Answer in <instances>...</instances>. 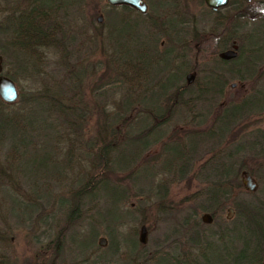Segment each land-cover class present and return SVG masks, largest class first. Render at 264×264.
Returning <instances> with one entry per match:
<instances>
[{
  "label": "rangeland",
  "instance_id": "374dc122",
  "mask_svg": "<svg viewBox=\"0 0 264 264\" xmlns=\"http://www.w3.org/2000/svg\"><path fill=\"white\" fill-rule=\"evenodd\" d=\"M73 1L51 4L48 15L58 12L50 23L57 24L58 28L62 21L67 22V27L73 23L76 33H71L72 38L56 37L59 47L45 50L47 57L41 71L30 75L31 62L28 68L24 62L26 50L12 45L25 43V36L16 37L13 31L11 0H0L3 73L12 77L21 94L18 101L3 108L8 116L19 113V125L0 127V262L153 264L161 256L156 264H171L169 259L183 262L186 252H193V242L182 226L183 216L203 199V178L208 173L213 175L211 169L217 166L219 153L223 157L232 154L236 167H243L236 178L243 190L234 192L226 207L215 216L210 212L201 213L200 217L205 213L212 217L210 223L203 222L206 234L228 220L229 207L233 208L235 216L236 206L253 198L244 187L242 170H247L257 185L256 200H264L257 191L261 185L258 175L264 172L258 164L264 154H260L264 152V109L243 113L222 133L212 126L219 111L227 105L240 103L254 94L264 100V5L258 0H232L234 8L223 10L224 15L216 19L199 0H144L148 6L144 15L109 6L106 0H93L91 6L86 7L87 14L92 16L90 20L83 11L74 15ZM26 7L20 5L17 12L24 14ZM255 12L259 13L254 15ZM121 17L135 23L133 27L123 28V32H133L127 44L131 43L136 51L142 49L150 60L160 61L157 70L161 72L154 70L149 84L152 90L140 92L141 96H137L140 100L153 96L151 92H155L153 98L162 100V91L155 86L166 83L171 72L179 73L177 82L172 84H186L187 96L196 95L199 88L207 86L213 59L218 58L220 51L231 47L217 49L223 36L218 29L225 25V31L235 38L232 41L241 49L242 57L238 62L224 65V69L221 67L222 96L211 98L199 92L201 100L191 103L186 119L184 115L175 114L164 126V132L167 135L182 128L208 131L212 127L215 134L222 135L220 142L225 141L227 145L222 147L220 142L212 141L189 150V157L195 158L196 173L193 175L192 170L186 168L190 174L177 178L161 168V145H152L141 152L131 167L114 169L109 174L108 186L124 188L125 199L114 204L99 187L77 203L74 195L96 165L92 159L98 147L99 114L103 110L112 115L136 96L128 92L125 85L112 84L116 80L112 61L120 65L123 58L113 56L111 59L115 52L109 30L112 24H120ZM181 18L191 22L183 25L178 34L180 40H187L185 48L177 44V35L170 27L172 19ZM222 20L225 23L221 25ZM127 35L125 33L124 38ZM176 54L180 55L178 60ZM180 60L183 65L179 69L186 68L184 73L173 67ZM226 68L232 69L234 74ZM188 73H195L191 84L186 81ZM46 88L61 99L66 112L58 114L54 109L36 108L27 103L32 93ZM171 90L169 86L167 92ZM138 107L144 108L142 104ZM70 108L74 114H70ZM75 117H79V122L74 129L69 121ZM124 141L125 138L120 140L117 149L124 146ZM207 158L214 159L202 166ZM40 161L43 166L38 165ZM145 166L149 167L147 176L142 174ZM100 171L95 168L93 175ZM157 187L162 188L160 191L163 190L166 197L154 195ZM69 213L78 215L77 222L67 218ZM143 225L146 234L145 242L141 243L139 234ZM100 237L106 239L103 247L98 244ZM57 241L58 249L54 248Z\"/></svg>",
  "mask_w": 264,
  "mask_h": 264
},
{
  "label": "trees",
  "instance_id": "16d2710c",
  "mask_svg": "<svg viewBox=\"0 0 264 264\" xmlns=\"http://www.w3.org/2000/svg\"><path fill=\"white\" fill-rule=\"evenodd\" d=\"M199 1L205 6L203 0ZM121 8L135 12L133 7L130 6L124 5ZM230 8H234L233 3L229 4L228 8L225 10ZM147 12L148 10L144 14ZM210 12L215 14L217 17L216 19H219V17L223 15L222 10L217 12H212L210 10ZM54 18L55 16L49 15V22H54ZM174 20H171L170 27L177 35V44L180 43L185 48L187 40H180L178 34L182 31L181 27L183 25L188 26L191 22L187 18H181L177 21ZM223 20L221 25L225 23ZM119 23V25L112 24L111 30H109V39L112 40L115 52H113L114 54L111 56V59L113 56L117 59L123 58L120 61V65L116 63V60L112 61L115 65L114 73L116 74V80H114L112 84L125 85V89L128 90V92L134 93L133 95L136 96H134V101L128 100L124 103L125 107L123 105L121 109L112 112V115H109V112L103 110L101 114H99V124L97 126L96 135L98 147L95 149L92 161L93 163L96 162L94 169L97 168V170L101 171L93 175L94 169H92V173L90 172V175L84 178L83 184L80 185V188L74 195L77 198V203L84 197L91 195L94 188L97 189L99 187L103 189L105 195L110 196V198L115 201L114 204L119 202L117 201L119 199H125L124 188L121 189V187L117 186H108L107 178H109V174L111 175L114 169L120 168L121 170L127 166L131 167V165L138 160L141 152L148 150L152 145H161V168L173 173L174 178L185 176L189 173L188 171L190 169L192 170L190 173L194 175L196 173L194 169L195 158L193 156L189 157V150L192 149V151H194L199 144L205 142H220L219 136L222 135L215 134L214 130H211L212 127L209 128L208 131H204V129L188 130L187 128H182V130L171 132L166 135L164 126L171 121L175 114L181 117L184 115L183 119H186V113H188L191 103L201 100L202 94H198L199 92L209 94L211 98L218 95L222 96V88L219 81V77L222 75L220 70H222V68L224 69V65L228 63L240 61L242 57L240 49L238 50L237 57L234 59L225 61L214 58L212 69H208V85L199 88V92L196 95L187 96L188 89L186 84H172L173 82H177V75H179V73L171 72L165 79L166 83H158L155 86V88L162 91V100L153 98L155 92H151L153 96L150 98L140 100L137 96L141 95L138 94L140 92L150 91L149 89L152 88L149 84L153 78V71L157 70L160 61L150 60V56L142 52V49L136 51V47H132L131 43L130 45L127 44L128 40L131 38L129 35L133 32H131V30L123 32V28L127 26L133 27L135 23H130V21L122 17L119 19ZM53 25L54 26L49 30H53L54 34L50 32L48 35L45 34L42 36L44 33L32 24V30L35 31L31 42L27 43V45H25L24 42H14L12 44L19 49L26 50L27 56L24 62L27 68L28 64L31 62L32 67H30V69H32V72H29L30 75L38 74L41 71L42 64L47 57L45 50L59 47V43H57L58 41L55 37V31L58 29V26L57 24ZM218 30H221L220 33L223 36L221 41L217 44V49L222 50L230 47L232 39L235 38L225 31V25ZM125 33L128 34V38H124ZM130 51L132 52L131 54ZM175 58L178 60L180 55L176 54ZM181 64L183 65V60H180V62L173 65V67L178 72L182 71L184 73L186 68L180 70L179 67ZM38 65L40 66L38 67ZM164 65L167 67L168 63L166 62ZM157 71L161 72L160 70ZM226 71L234 74L230 68H226ZM10 78L12 79V77ZM169 86H172L173 90L167 92ZM31 96L32 97L27 103L35 105L36 108L41 107L47 110L54 109L58 114L66 112L61 99L48 88L37 90L32 93ZM138 104H142L144 108H139ZM8 105L10 106V104L0 100V127L2 128L11 127V124L17 127L20 123V118L18 117L19 113L15 114L14 117L5 114L3 108ZM263 109V98L254 94L245 98L240 103L229 104L222 108L213 120L212 126L213 128L216 126V129L218 128L220 133H222L227 130L229 123L235 121V119H240L243 113H257ZM70 110V114H74L72 108H70ZM78 122L79 117H75L72 121H69L70 126L74 129ZM173 137L176 138V140L171 142ZM122 138H125L124 146L117 149V145ZM221 144H223L222 147L227 145L225 141ZM218 151H220V148ZM262 153L264 152H260V154ZM231 156L232 154H225L223 157L219 153L216 160L217 166H213V169H211L213 175L208 173L204 176L201 195L203 199H201L199 204L192 206L190 211L187 210L183 216L182 222L185 233L188 234L189 240L193 242L191 247L193 252L192 254L186 252L187 255L184 257L185 260L183 262L179 260L173 261L168 258L171 264H264V200H256V191H249L248 193L253 197L250 202L247 201L238 204L236 206L235 216H233L234 218L224 221L223 225L219 226L215 231L210 230L209 233L206 234L203 221L200 217L203 212H210L215 216L217 212L222 211L226 207L227 200L234 192L243 190L242 185L236 179L240 176V171L243 167H236V162L231 159ZM46 157L47 156H45V159ZM212 159L214 158H207L202 166L213 161ZM260 159L261 161L258 164L264 170V154ZM41 162L42 161H40L38 165L43 166ZM148 168V166H145V170L142 168V174H144V176H147ZM151 168L152 166H150V169ZM186 168H189V170H185ZM130 173L132 175V171ZM133 177L136 178L137 175L135 174ZM258 179L261 185L257 191H259L261 197L264 198V172L258 175ZM160 189L162 188L157 187V189L153 191L154 195L160 194L166 197L165 192L163 190L160 191ZM152 190L153 188H150V191ZM67 218H69L71 222H77L78 215L72 216V213H69ZM58 243L59 241L55 243L54 248H59ZM161 257L155 259L153 264H156ZM54 263L55 261H52L50 264Z\"/></svg>",
  "mask_w": 264,
  "mask_h": 264
},
{
  "label": "flooded vegetation",
  "instance_id": "af4514ba",
  "mask_svg": "<svg viewBox=\"0 0 264 264\" xmlns=\"http://www.w3.org/2000/svg\"><path fill=\"white\" fill-rule=\"evenodd\" d=\"M65 1H68V0H20V1L11 0V6H12V9H13V11H12L13 12L12 13L13 17L11 19V24H12L13 31L15 32V36L16 37L25 36V44L30 43L31 40H32L34 31H35V30L34 31L32 30L33 29L32 26H31L32 24L35 25L36 28H39L44 33V34H42V36H44L45 34L48 35L50 32H52V34H54L53 30H49L50 28L53 27V25L49 22V15H48L49 6L51 4H53V3L61 4V3L65 2ZM73 2H74L73 3V11L75 12L74 15L79 14L80 12L83 11V13L86 14L87 18H90V20L92 19L91 18L92 16L87 14L86 7L87 6L90 7L91 4L93 3V0H75ZM258 2H260L261 4L264 5V0H258ZM231 3H233L232 0H228V3L225 6L220 7L218 9H216V10H212L204 2L205 7L208 10H211L212 12H217V11H220V10L223 11L226 8H228L229 4H231ZM22 4L27 6L25 8V9H27V11H25L24 14H23V12H21V13L17 12L18 11V7L20 5L22 6ZM122 6H124V5H118V7H122ZM125 6H127V5H125ZM133 10H135V12L139 13V14H144L145 13V12L144 13L140 12V11L136 10L135 8H133ZM261 12H263V11H261ZM57 13L58 12H53L51 16H55V14H57ZM256 13L257 12H255L254 15H256ZM223 15H224V13H223ZM86 16H84V17H86ZM97 20H98V18H97ZM15 24L17 25V27H14ZM71 24H73V23H71ZM71 24L69 23L68 24L69 27H67V22L62 21L61 28H58L55 31V37H58L60 35L61 38H67V37L72 38L73 36H71V33L72 32L76 33V30L73 27V25H71ZM50 25H52V27ZM19 30H20V32H18ZM233 43L237 44V42L235 40L232 41V44ZM232 44H231V46H232ZM238 50H239V46H238ZM225 61H228V60H225ZM189 74L194 75L195 73H188L186 75V79H187V82H188L187 84H191L193 79H194V77H195V76H193V77L192 76H188ZM232 87H234V84H232Z\"/></svg>",
  "mask_w": 264,
  "mask_h": 264
},
{
  "label": "water",
  "instance_id": "95a60500",
  "mask_svg": "<svg viewBox=\"0 0 264 264\" xmlns=\"http://www.w3.org/2000/svg\"><path fill=\"white\" fill-rule=\"evenodd\" d=\"M109 5L118 6V5H127L130 7L135 8L140 12H146L148 10V6L144 0H106ZM205 4L210 7L212 10H216L220 7L225 6L228 3V0H204ZM101 21V16H98V22ZM238 54V45L233 43L232 46L228 49L222 50L218 53V57L222 60H231L234 59ZM3 57L0 52V99L7 104H12L18 101L20 94L15 82L8 77L7 75L3 74V65H2ZM188 76H194L189 74ZM187 81V79H186ZM188 83V82H187ZM241 175L244 179V187L250 191L254 192L257 188V185L247 170H242ZM234 211L233 208L229 207L227 209L226 218L228 220L233 218ZM202 221L205 223H210L212 217L205 213L201 217ZM145 234H146V227L143 225L140 229L139 234V241L141 243L145 242ZM98 244L100 246H105L106 239L104 237H100L98 240Z\"/></svg>",
  "mask_w": 264,
  "mask_h": 264
}]
</instances>
